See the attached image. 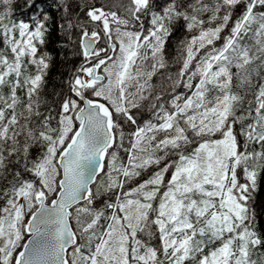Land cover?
Returning <instances> with one entry per match:
<instances>
[{
    "label": "snow or ice",
    "instance_id": "obj_1",
    "mask_svg": "<svg viewBox=\"0 0 264 264\" xmlns=\"http://www.w3.org/2000/svg\"><path fill=\"white\" fill-rule=\"evenodd\" d=\"M25 7L0 0V264H264V0Z\"/></svg>",
    "mask_w": 264,
    "mask_h": 264
},
{
    "label": "trees",
    "instance_id": "obj_2",
    "mask_svg": "<svg viewBox=\"0 0 264 264\" xmlns=\"http://www.w3.org/2000/svg\"><path fill=\"white\" fill-rule=\"evenodd\" d=\"M14 4H15V10L13 12V16L14 17H19L21 16L23 13H25L27 11L26 9V4H27V0H14ZM176 37H173V42H176ZM55 71L53 73V75H55ZM261 201H264V188L258 190L257 193V204H260ZM261 222H264V218L261 219Z\"/></svg>",
    "mask_w": 264,
    "mask_h": 264
}]
</instances>
